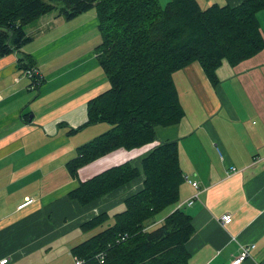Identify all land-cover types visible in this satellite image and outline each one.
<instances>
[{"label":"crops","instance_id":"1","mask_svg":"<svg viewBox=\"0 0 264 264\" xmlns=\"http://www.w3.org/2000/svg\"><path fill=\"white\" fill-rule=\"evenodd\" d=\"M195 1L205 9L243 0ZM256 18L264 39V9ZM98 23L95 7L71 19L52 10L24 26L30 40L0 56V260L75 264L71 247L111 225L124 200L142 190L141 160L161 142L176 141L182 177L198 188L183 181L178 201L146 229L182 207L193 227L185 243L188 264H229L250 244L242 264H264V43L237 64L223 58L216 85L196 60L175 71L184 116L156 126L152 141L108 151L72 176L67 163L79 146L111 128L104 121L84 125L88 101L110 87L97 58ZM21 55L42 76L37 88L18 66ZM126 161L139 170L127 183L85 205L68 197L79 182ZM102 212L109 216L104 226L92 233L80 228ZM223 214L231 215L229 223L221 222Z\"/></svg>","mask_w":264,"mask_h":264},{"label":"trees","instance_id":"2","mask_svg":"<svg viewBox=\"0 0 264 264\" xmlns=\"http://www.w3.org/2000/svg\"><path fill=\"white\" fill-rule=\"evenodd\" d=\"M93 7L101 36L97 58L110 87L88 101L84 125L104 121L111 128L79 146L77 156L67 163L72 176L79 166L108 151L152 141L156 126L175 124L184 116L172 78L175 71L196 60L216 85L215 70L223 58L237 64L264 43L256 18L264 0L205 9L195 0H168L164 5L158 0H0V56L30 40L24 26L38 16L57 9L71 19ZM18 66L35 67L28 55H21ZM141 167L142 190L124 200V209L114 213L111 225L71 247L80 264H188L185 243L193 227L182 207L146 229L178 201L183 177L176 141L154 146ZM138 175L126 161L79 182L68 197L85 205ZM108 218L102 212L80 228L91 231ZM122 235L126 237L121 240ZM101 252L103 262L98 258Z\"/></svg>","mask_w":264,"mask_h":264},{"label":"built area","instance_id":"3","mask_svg":"<svg viewBox=\"0 0 264 264\" xmlns=\"http://www.w3.org/2000/svg\"><path fill=\"white\" fill-rule=\"evenodd\" d=\"M23 73L32 80V84H31L32 87H37L40 85V83L42 81V76L40 75V73L37 71V69L35 67H30V69L23 70ZM219 155L221 156L220 152H219ZM230 169L234 170V168L232 166L230 167ZM183 181L188 182L194 188H198V182L196 180H193L188 175H183ZM192 198H197V194L195 193L192 196ZM31 201H32V199H27L24 204L29 203ZM192 202H193V200L188 201L187 205H190ZM220 220L222 223L227 224L231 221V215L230 214H223V215H221ZM125 237H126V235H122V236H120V239L122 240ZM253 246H254L253 244H250V245H246V246L241 247L239 252L231 259L229 264H242V262L249 256V250ZM98 258H99L100 262H103L104 253L101 252L98 255ZM6 262H7L6 258H3L0 260V264H5ZM74 262H75V264L81 263V261L76 259V258H74Z\"/></svg>","mask_w":264,"mask_h":264},{"label":"rangeland","instance_id":"4","mask_svg":"<svg viewBox=\"0 0 264 264\" xmlns=\"http://www.w3.org/2000/svg\"><path fill=\"white\" fill-rule=\"evenodd\" d=\"M165 2H167V1L159 0L160 5H164ZM103 226H104V225H103ZM101 227H102V226H100V227H98V228H101ZM98 228H97V229H98ZM90 233H92V231H90ZM64 253H65V251H64Z\"/></svg>","mask_w":264,"mask_h":264}]
</instances>
